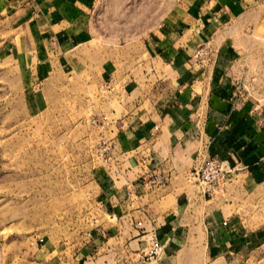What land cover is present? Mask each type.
I'll return each mask as SVG.
<instances>
[{
	"label": "crops",
	"instance_id": "obj_1",
	"mask_svg": "<svg viewBox=\"0 0 264 264\" xmlns=\"http://www.w3.org/2000/svg\"><path fill=\"white\" fill-rule=\"evenodd\" d=\"M97 1L0 0V44L18 65L42 78L53 68L86 73L110 89L112 159L95 176L103 218L72 262L140 264L133 259L154 237L159 264L193 251L264 264V220L254 232L240 216L264 205V61L256 65L254 34L264 0H180V12L119 48L95 36ZM206 157L229 179L211 197L187 177Z\"/></svg>",
	"mask_w": 264,
	"mask_h": 264
},
{
	"label": "rangeland",
	"instance_id": "obj_2",
	"mask_svg": "<svg viewBox=\"0 0 264 264\" xmlns=\"http://www.w3.org/2000/svg\"><path fill=\"white\" fill-rule=\"evenodd\" d=\"M179 4L180 0H98L95 36L109 39L117 48L134 46L165 23L167 14L180 12ZM262 22L254 29L256 45H261L255 52L256 65L264 61ZM108 90L86 73L62 76L53 68L42 78L36 68L18 65L0 44V264H74L72 252L102 220L95 176L106 163L96 154L100 130L90 117H110L102 101ZM188 180L199 191L193 179ZM240 216L256 232L264 220V205L256 204L253 212L240 211ZM133 261L139 262L138 256ZM238 261L193 251L172 264Z\"/></svg>",
	"mask_w": 264,
	"mask_h": 264
},
{
	"label": "built area",
	"instance_id": "obj_3",
	"mask_svg": "<svg viewBox=\"0 0 264 264\" xmlns=\"http://www.w3.org/2000/svg\"><path fill=\"white\" fill-rule=\"evenodd\" d=\"M90 123L100 130L96 154L104 163H110L113 150L108 135L111 120L106 114L92 115ZM187 177L188 179H193L199 187V191L209 197L222 191L225 184L229 181L222 163L216 157L203 158L198 165L188 171ZM162 254H164V246L153 237L148 250L142 251L139 255V262L140 264H158Z\"/></svg>",
	"mask_w": 264,
	"mask_h": 264
}]
</instances>
